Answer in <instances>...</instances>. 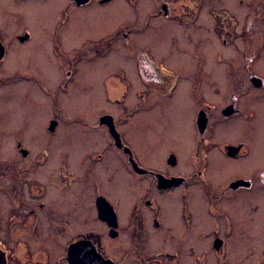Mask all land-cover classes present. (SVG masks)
Listing matches in <instances>:
<instances>
[{"label": "flooded vegetation", "instance_id": "1", "mask_svg": "<svg viewBox=\"0 0 264 264\" xmlns=\"http://www.w3.org/2000/svg\"><path fill=\"white\" fill-rule=\"evenodd\" d=\"M131 1V23L86 35L85 13L111 0H0V62L18 65L7 93L16 99L11 85L26 82L50 98L42 134L30 135L43 146L16 141L13 156L0 151V187L9 190L0 264H124L111 251L125 233L135 248L115 252L138 264H264V0H247L239 18L222 0ZM38 2L53 23L26 21ZM213 35L221 48L207 55ZM116 50L124 62L99 77ZM38 62L56 74L31 71ZM101 101L91 117L80 110ZM124 183L138 191L126 214L116 197ZM104 201L110 222L99 215Z\"/></svg>", "mask_w": 264, "mask_h": 264}, {"label": "rangeland", "instance_id": "2", "mask_svg": "<svg viewBox=\"0 0 264 264\" xmlns=\"http://www.w3.org/2000/svg\"><path fill=\"white\" fill-rule=\"evenodd\" d=\"M147 1H151V0H147ZM223 3L225 5V7L229 8L228 10H224V11H229L233 14H234V12H236V14H234V15L237 18H239L243 13L245 14L244 11L246 10L245 6L247 7V0H244V3H241L240 0H222V4ZM132 4H133V1H131V0H111V2L109 4H107L105 6V8H103V9H98L97 7L95 9V7H94L93 11H91V9L88 10L85 13V15L87 17V23L92 24V25H90V27L88 28V31L84 34L90 35L91 33H96L93 31H97V33L101 32V31L113 32L114 30L123 27L125 25V23H131L134 20L133 10L131 9ZM32 5L33 4L29 5L28 8L27 7L25 8V11L27 10L25 16H26V21L28 23L47 24V23H53L55 21V16L49 15L48 13H46L45 10L42 9V5L39 2L36 5H33V6ZM35 6H37L36 10H35ZM40 7H41V11H40ZM237 8L240 9L242 12L240 10H238ZM33 11H35V12H33ZM39 11H40V13H39ZM143 12L145 14L147 12V10H144ZM78 15H80V13ZM72 20H74V16H73ZM4 21H7V19L1 14L0 15V22H4ZM82 23H83V21L81 19V22H79V24H81V25L77 24V26L78 27L82 26ZM178 29H179L178 30V36H179L181 34V29L180 28H178ZM90 30H92V31H90ZM195 33L197 35L208 33V36H210L209 32L203 33V31L197 30V31H195ZM208 36H207L206 40H209V41L212 40V41L208 42V44H207V50H206L207 55H213L215 48H221L220 47V45H221L220 38H216L214 35L212 37H209V38H208ZM76 38H77V41L73 40L70 43L77 45L83 39L81 36H78ZM222 47H224V46H222ZM190 48H191V44L188 42L183 47L185 54L188 52L187 50H189ZM222 51H225L227 53L226 56H229L228 54H230V55L234 54V52L232 51V49L230 47L227 50H226V48H222ZM122 55H124V54L122 53V51H119V50L112 52L111 53V59L108 62H103L105 66H106V64H108V67L107 66L105 67L106 69L102 68L103 64L101 62L100 63L101 72L98 70L99 71V77L104 75L105 72L106 73H108L109 71L115 72L117 69V63L124 62L125 56L121 57ZM19 65H20V67L25 68L26 63L24 62L23 64H19ZM51 65H52V67H51ZM15 66H18V65L13 59H9V60L5 59L3 62H0V151L3 152V150H7V152L3 153V155H2L3 157L13 156V151L16 150V146H15L16 141H18L20 143V145L23 147V149L27 148L30 151L32 149L37 150L41 146H43V140L39 141V137L38 138H33V137L31 138L30 135H32V131L35 127H36L35 130H37L35 132H40L39 134H42L41 131L43 130V124L45 122V119L50 116V98H49V96L46 95V99H45L44 98L45 95L42 96L43 95L41 93L42 91L35 90L36 89L35 85L30 84V83L28 84L26 82H21L19 84L14 83V86L11 85L10 90H11V92H14L16 94V99L14 98V94L7 93V91L9 90L8 85H7V77L10 75L9 74L10 71ZM53 69H57V66L55 64L47 63V62L33 63V64H31V67H30L31 71H33V70H36V71L45 70V71L51 72V71H53ZM218 70H220V68L216 67V71H218ZM54 73L56 74V72H54ZM54 73H52V75ZM9 78H11V77H9ZM56 79L58 81V75L56 76ZM99 79L100 78H98L97 82L99 81ZM97 86H95V89L93 91H99L100 94L99 95L95 94L94 97L95 98H99V97L102 98V90L99 87L98 83H97ZM27 88H33V89L31 90L32 91L31 94L28 93L27 96H25L24 92L27 90ZM96 88H98V89H96ZM26 92H25V94H26ZM87 93H88V95L83 94L82 96L87 98L89 96V91L86 92L85 94H87ZM69 96L68 95L65 96V99L68 98ZM23 97L25 99H27V101L29 99V101H28L29 105L27 103L25 104V100L23 99ZM42 97H43L44 102H42V100H41ZM131 97H133V96H131ZM128 98H129V96H128ZM69 103H71V106L69 108H70V111L72 112V108L74 107L73 101L71 99H69L67 101L66 105H69ZM102 105L104 106L106 104H104L101 101V103H99L98 105H96V103H95L93 108H91L88 104L87 107L80 108V110L83 113H87L88 116L91 117L95 113V110H97L98 107H102ZM33 107H35V108L33 109ZM38 107L41 109L40 111H37ZM62 108H63L62 112H64V113L69 112V109H65L63 106H62ZM31 109H33V111H31ZM191 111H192V109H191ZM30 112L32 114L31 117H29V115H28ZM130 119L134 120L135 116L131 117ZM25 122L27 123V125L24 127L23 125L25 124ZM167 124H168L167 122L163 121L162 124L159 125V128L157 127L159 129L158 135H160V133L162 131H164V133H167V130H166L168 128ZM164 126H166V127H164ZM37 128H39V129H37ZM189 130L191 131L190 134L193 135L192 134L193 129H192V127H190V122H189ZM164 133H162V134H164ZM47 145L48 144H46V146ZM55 146L56 145L52 144L51 150H55ZM0 157H1V155H0ZM183 166H185L184 163H183ZM120 186H122V185H120ZM123 186L126 189V191L122 195H118L116 197L121 198L120 199V202L122 204L121 206H122V209L125 211V214H126L127 211L130 209L132 202H136V200L138 198V191L136 192L137 188H135L134 185L128 186L125 184ZM1 187H0V200H2V201L4 200V203H8L6 196L9 194V190H7L2 185H1ZM12 193H13V191H12ZM117 193L119 194V191H117ZM176 213H177V211H176ZM125 214H124V216H121L122 219L126 218ZM177 216H178V213H177ZM121 241H122V243H121ZM113 243L115 244V251H116V248L118 247L119 243L121 246H123V248L126 251H133L130 249L135 248V243L130 238H128L126 233L123 234L119 240H117V241L114 240ZM157 245H158V243H157ZM141 247L147 248L149 253H151V249H153L155 247V245L151 244V239L150 240L144 239V240H142ZM201 248H202V246H201ZM156 249H163V247H157L156 246ZM115 251H111V253H112L111 255L114 258H116L118 261L123 260L124 264H138V263H140L139 259H137V257L135 255H133L132 253L131 254H125L124 256L121 257L123 252L120 254V253L115 252Z\"/></svg>", "mask_w": 264, "mask_h": 264}, {"label": "water", "instance_id": "3", "mask_svg": "<svg viewBox=\"0 0 264 264\" xmlns=\"http://www.w3.org/2000/svg\"><path fill=\"white\" fill-rule=\"evenodd\" d=\"M104 1H107V0H104ZM2 55V50H1V44H0V57ZM199 127L200 129L204 127V125H200L199 124ZM99 215H101L106 221L110 222L112 221L111 219L113 218L114 219V211L112 209V207L110 206V204L108 202H105L103 203V205H100L99 206Z\"/></svg>", "mask_w": 264, "mask_h": 264}, {"label": "bare ground", "instance_id": "4", "mask_svg": "<svg viewBox=\"0 0 264 264\" xmlns=\"http://www.w3.org/2000/svg\"><path fill=\"white\" fill-rule=\"evenodd\" d=\"M36 122V121H35Z\"/></svg>", "mask_w": 264, "mask_h": 264}]
</instances>
